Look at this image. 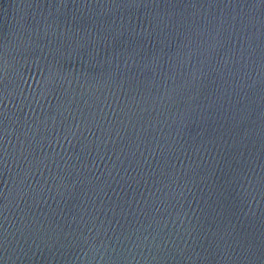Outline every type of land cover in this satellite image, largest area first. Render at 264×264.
Wrapping results in <instances>:
<instances>
[{"label": "water", "instance_id": "water-1", "mask_svg": "<svg viewBox=\"0 0 264 264\" xmlns=\"http://www.w3.org/2000/svg\"><path fill=\"white\" fill-rule=\"evenodd\" d=\"M0 264H264V0H0Z\"/></svg>", "mask_w": 264, "mask_h": 264}]
</instances>
